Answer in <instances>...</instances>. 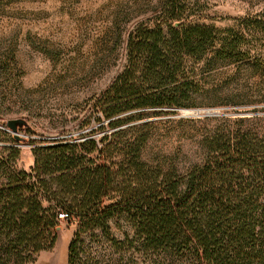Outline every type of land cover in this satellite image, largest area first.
I'll return each instance as SVG.
<instances>
[{
  "label": "trees",
  "instance_id": "16d2710c",
  "mask_svg": "<svg viewBox=\"0 0 264 264\" xmlns=\"http://www.w3.org/2000/svg\"><path fill=\"white\" fill-rule=\"evenodd\" d=\"M185 10L181 0H162L158 21L129 33L122 71L92 105L95 130L20 141L33 146L28 169L20 149L0 147V264H32L50 251L58 215L76 222L67 264H80L82 237L107 233L113 218L129 221L142 255L161 262L264 264L259 118L180 121L213 125L189 153L146 154L155 125L147 119L189 98L188 60L212 43L209 29L181 23Z\"/></svg>",
  "mask_w": 264,
  "mask_h": 264
},
{
  "label": "rangeland",
  "instance_id": "374dc122",
  "mask_svg": "<svg viewBox=\"0 0 264 264\" xmlns=\"http://www.w3.org/2000/svg\"><path fill=\"white\" fill-rule=\"evenodd\" d=\"M181 1L186 7L181 23L209 29L212 43L188 60L193 68L189 98L180 108L147 119L155 123L147 155L189 153L205 127L213 125L181 124L184 120L257 117L264 131V0ZM161 2L0 0V147L20 149L28 169L33 146L7 141L4 134L12 136L7 122L24 121L27 127L17 135L27 142L95 130L99 115L92 105L122 71L129 33L158 21ZM87 119L89 126L79 129ZM107 225L105 234L97 230L82 237L80 264H193L142 255L126 219L113 218ZM76 230L74 220H60L53 248L32 264H67Z\"/></svg>",
  "mask_w": 264,
  "mask_h": 264
},
{
  "label": "water",
  "instance_id": "95a60500",
  "mask_svg": "<svg viewBox=\"0 0 264 264\" xmlns=\"http://www.w3.org/2000/svg\"><path fill=\"white\" fill-rule=\"evenodd\" d=\"M216 115L217 114H214V113H207L206 117H213ZM6 127L11 132L14 140H16V141H22L23 140L17 134H18V130H22V129L27 127V124L24 121H22V120L9 121L6 124ZM57 230H58V228H57Z\"/></svg>",
  "mask_w": 264,
  "mask_h": 264
},
{
  "label": "built area",
  "instance_id": "2783aa9c",
  "mask_svg": "<svg viewBox=\"0 0 264 264\" xmlns=\"http://www.w3.org/2000/svg\"><path fill=\"white\" fill-rule=\"evenodd\" d=\"M59 220H66V215H58Z\"/></svg>",
  "mask_w": 264,
  "mask_h": 264
}]
</instances>
